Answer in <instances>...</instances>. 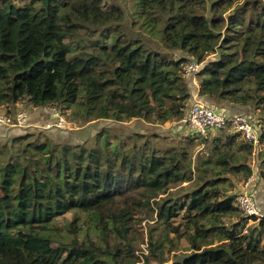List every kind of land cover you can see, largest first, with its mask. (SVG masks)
<instances>
[{"label": "trees", "instance_id": "trees-1", "mask_svg": "<svg viewBox=\"0 0 264 264\" xmlns=\"http://www.w3.org/2000/svg\"><path fill=\"white\" fill-rule=\"evenodd\" d=\"M136 3L144 23L159 22L162 49L125 31L117 3L0 0V105L73 107L84 121H180L192 97L185 64L216 53L197 74L199 95L261 110L264 143V0ZM253 150L225 135L180 197L170 190L193 170L184 146L106 128L91 145L15 135L0 142V264H136L146 207L175 231L182 214L191 251L171 260L151 234L142 264H264V215L225 225L241 209L220 187L229 174L253 175Z\"/></svg>", "mask_w": 264, "mask_h": 264}, {"label": "rangeland", "instance_id": "rangeland-1", "mask_svg": "<svg viewBox=\"0 0 264 264\" xmlns=\"http://www.w3.org/2000/svg\"><path fill=\"white\" fill-rule=\"evenodd\" d=\"M108 3H117L124 8L125 17L122 22V27L125 31L134 36H139L146 38L153 46L162 49L160 43V24L158 23H144L143 18L138 14V6L136 0H107ZM177 55V54H175ZM217 56L216 53L209 54L204 64L212 61ZM196 80L199 81L198 75ZM188 83L191 91L194 89L192 82ZM192 97L188 102L192 101ZM228 105L230 111L228 113H243L250 116L259 131H261L262 119L261 110L255 108L251 105H241L232 102H224ZM22 104H26L25 100ZM15 107V106H14ZM25 106H16L15 109H19ZM66 119L69 122V127L63 129L61 133H56L55 128H36L33 133L39 135L40 140H45L46 138L52 139L56 142H72V143H86L91 145L94 142V137L97 132L106 128L109 130L111 135H152L155 143L163 148L176 147L181 149V147H186L189 151V156H191L192 161V175L189 180H186L179 185L173 187L170 190L172 195H180L182 197L187 191L190 190L195 184L198 173V161L199 158H208L216 146H221L225 142V135L233 134L231 128L226 130H212L207 135H196L188 131V129L183 126L181 121H166L163 123H153L147 122L143 118H132L128 121H116L113 119H95L84 121L81 118H76L73 116L74 108H63ZM34 123L37 120H32ZM50 121V120H48ZM46 121V122H48ZM45 123L43 125L45 126ZM14 132L10 135L0 136L4 140H9L15 135L23 134ZM193 138V139H192ZM221 139V140H219ZM253 168V176L255 180L250 183L251 189H255V193L258 205L264 213V143L260 142L253 150L251 159L249 160ZM228 180L221 184V191L227 195H237L238 193L247 189V181L241 177V175H228ZM226 190H224L225 188ZM250 187V186H249ZM224 188V189H223ZM223 189V190H222ZM166 194L160 195L164 197ZM155 205V202L153 206ZM246 216L241 210L239 215H232L224 218V224L231 226L235 222L240 221V217ZM72 218V214L68 213L64 217H60L58 222L60 225H65ZM172 225L178 226L179 231L173 230V228L168 227L167 225L160 222L157 219L156 214L146 207L141 213H139L137 218V227L141 233H143V238L138 245L137 255L140 259V262L136 264H142L145 259V255L149 254L148 242L150 235L152 234L153 239H160L163 241L165 256L170 257V259H175L181 256L182 254L188 253L191 251V244L188 240V234L184 231L183 218L182 214L173 218L171 221ZM256 224V221L253 218L247 219V226ZM216 242H218L216 240Z\"/></svg>", "mask_w": 264, "mask_h": 264}, {"label": "built area", "instance_id": "built-area-1", "mask_svg": "<svg viewBox=\"0 0 264 264\" xmlns=\"http://www.w3.org/2000/svg\"><path fill=\"white\" fill-rule=\"evenodd\" d=\"M203 67V62L193 58L189 59L184 67V74L189 82L198 89L199 82L196 80L197 74ZM199 92V91H198ZM200 96V95H199ZM192 101L182 119L180 120L189 132L196 135H207L212 130H224L231 128L233 132L239 133L244 139L251 142L254 148L260 143V131L253 119L243 113H228L225 110L200 100L199 97H192ZM32 110L44 111L50 116V121L45 126L35 124L32 121L31 110L27 107L13 109V111L0 112V126H7L11 129H18L26 132L30 128H55L66 129L69 122L65 117L62 108L58 105L32 106ZM255 180V176L247 180V189L236 195V205L247 216L262 217V209L258 205L255 189L250 183ZM250 186V187H249Z\"/></svg>", "mask_w": 264, "mask_h": 264}, {"label": "crops", "instance_id": "crops-1", "mask_svg": "<svg viewBox=\"0 0 264 264\" xmlns=\"http://www.w3.org/2000/svg\"><path fill=\"white\" fill-rule=\"evenodd\" d=\"M194 88H196V87H194ZM198 91H199V87H198V89L197 88L194 89L192 91V97H194V95H195V97H199L200 100H203V101L215 106L216 108H219V109H222V110H225V111H230L227 104L221 103L218 100H210V99L208 100L205 97H201V96H199V92ZM22 103H23V101L18 102L14 106L15 107L16 106H25V107L29 108L31 110L32 120H37L35 122V124L42 125L46 121L50 120V116L46 112L41 111V110H38V111L32 110L30 108L31 107L30 104H27V103L26 104H22ZM14 106L7 107L6 105H0V112L9 111L10 109L13 110V109H15ZM35 130H36V128H30L28 131L33 132ZM62 131H63V129H56V133L57 134L61 133ZM14 132L22 133L18 129H11V128L7 127V126H0V136L10 135V134H12Z\"/></svg>", "mask_w": 264, "mask_h": 264}]
</instances>
